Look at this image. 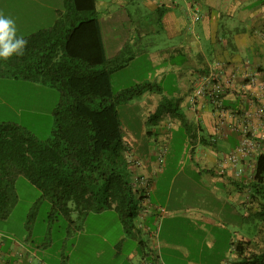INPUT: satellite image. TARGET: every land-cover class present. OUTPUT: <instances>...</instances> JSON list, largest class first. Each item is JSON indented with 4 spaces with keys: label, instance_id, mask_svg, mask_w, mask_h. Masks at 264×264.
<instances>
[{
    "label": "crops",
    "instance_id": "1",
    "mask_svg": "<svg viewBox=\"0 0 264 264\" xmlns=\"http://www.w3.org/2000/svg\"><path fill=\"white\" fill-rule=\"evenodd\" d=\"M46 1L51 3L53 10L48 20L54 21L63 6L62 0ZM33 2L31 0L29 5ZM95 5L100 30L101 23L104 27L101 37L107 58L120 51L122 55V49L130 42L134 54L145 53L146 61L155 64L156 74L152 80L146 81L153 82L158 90L146 91L135 101L157 107L165 90L162 81L169 77L178 102L176 106L166 102V108L163 106L157 110L138 106L133 116L153 118L149 127L144 123L139 124L137 129H125L121 124L128 148H132L138 155L136 157L142 160V168L137 171L151 180L150 196L159 194L164 198V204H160L162 207L156 211L153 208L159 205L151 204L148 209L151 211L140 214L139 218L144 221L147 217V223L142 224L143 229L135 237L129 235L134 244H128L123 250L125 238H119L113 245L114 253L109 256L108 264H166L161 252L163 248L166 256H180L185 260L184 264H201V248L192 257L189 249L188 252L185 250L186 245L167 242L165 237L160 238L159 233L164 220L171 222L177 217L188 223L196 220L198 229H201V223L216 225L218 221H225L228 225L239 224L241 218L248 220L251 213H256L251 205L254 199L247 194L249 190L244 184L253 172L254 159L241 162L244 177L240 179L233 176L229 166L222 173L217 170L222 156L232 149L237 140L235 127L241 124L242 112L251 111L256 104L252 98L255 87L249 88L243 78L255 69L264 77V0H95ZM140 9L144 14H152L154 23L141 20ZM3 11L0 8V12ZM34 12L36 10L28 13ZM193 13L197 16L194 17ZM133 23L130 30L132 26L129 25ZM154 38L164 41L157 42ZM128 57L130 59L131 56ZM117 69L111 70L110 81H113ZM210 71L220 79L229 73L235 76L233 86L222 97L225 109L222 117L217 116V110L207 98H197L192 103L189 101L197 81ZM144 96L145 100L142 99ZM261 102L264 103V100ZM179 115L183 122L179 120ZM172 126L177 130L183 127L187 145L185 156L188 159L181 169L174 172L166 169L168 157H165ZM190 195L194 199L192 205L177 207V199ZM211 200L221 202V206L213 212L214 216L206 207ZM162 213L166 214L157 222ZM9 233L14 238L6 240L0 235V264H71L76 247L82 243L77 238L68 247L63 242L50 250L47 238L40 240L27 235V239H17L13 232ZM27 233L30 234V231L27 230ZM241 238L248 240L250 245L248 235L240 234L238 243ZM138 240L143 241V249L138 246ZM100 254V249H97L94 257L99 258ZM230 255L233 262L241 258L235 246ZM75 264H80V261H75Z\"/></svg>",
    "mask_w": 264,
    "mask_h": 264
},
{
    "label": "trees",
    "instance_id": "2",
    "mask_svg": "<svg viewBox=\"0 0 264 264\" xmlns=\"http://www.w3.org/2000/svg\"><path fill=\"white\" fill-rule=\"evenodd\" d=\"M62 5L50 26L22 36L28 41L23 56L0 59V77L40 83L58 95L46 138L36 137L20 124L0 122V218L9 212L14 180L23 176L39 190V199L47 200L51 210L69 223L72 212L83 216L112 209L123 231L135 237L147 223L140 214L151 211V180L137 171L143 163L123 139L117 105L158 87L144 81L113 89L110 72L126 61L119 60L121 51L105 56L95 0H62ZM251 76L264 83L258 69L243 80ZM178 118L183 122L182 116ZM128 154L139 164L132 165ZM253 159L252 179L244 184L251 199L264 202V141ZM127 165L134 171H127ZM133 175L145 181L144 196ZM137 244L143 249L142 240ZM246 245L248 240L243 238L235 243L241 258L232 264H264V237L258 252L244 256Z\"/></svg>",
    "mask_w": 264,
    "mask_h": 264
},
{
    "label": "rangeland",
    "instance_id": "3",
    "mask_svg": "<svg viewBox=\"0 0 264 264\" xmlns=\"http://www.w3.org/2000/svg\"><path fill=\"white\" fill-rule=\"evenodd\" d=\"M33 1V5L30 6L31 0H0V8L4 10L3 14L15 20L17 34L21 36L39 28L48 27L53 23V21H49L53 12L51 3L46 0ZM99 1L102 0H97V2ZM62 9L63 6L61 7ZM35 10L36 12L34 13H28ZM139 13H142L141 20L154 23L155 17L152 14L148 12L144 14L141 9ZM101 25V30L103 31V23ZM129 26H132L130 30L133 29L134 23ZM154 39L157 42L164 41L160 38ZM126 44L119 59L121 61L126 60V62L118 66L117 73L112 77L113 81H111V86L115 90L146 80H152L151 78L156 74L155 64H150L146 61L145 53L134 54L132 52V44L130 42ZM128 56H131L130 59H128ZM168 78L165 77V81H162L164 84L162 86H164L165 90L157 107L154 108L151 104V107H149L147 103L144 105L143 101L136 102V98L127 103L117 105L120 122L125 129H137L136 127L139 124L144 123H146V127H149V122L153 118H146L143 115L139 118L133 116L140 105H143V109L146 110L152 107L157 110L161 109L162 104L166 102H170L173 106L178 104L175 100L174 85H170ZM142 99L145 100V96ZM57 100V91L53 88L27 80L0 77V122L20 124L38 138H46L50 135L53 124L51 110ZM152 113H155V111H152ZM170 133L171 136L169 137L171 139L168 144L167 156L165 154V157H168V167L166 169H171V172H174L181 169L185 165V161L188 160L185 156L187 145L183 127L177 130L176 127L172 126ZM135 155L137 154L135 153ZM130 169L134 171L133 166L127 165L126 170L129 171ZM13 194L14 198L7 216L0 218V235L2 238L6 237V240L14 238L9 232H13L17 239H27V235L36 236L40 240L47 238L48 247L53 250L63 242L65 247H68L72 241L79 238L82 243H79L78 247H76V253L71 259V264H75V261H80V264H108L109 256L114 253L113 245L119 238H125V242L122 243L123 250L127 249L128 244H134L133 238L123 231L118 215L112 209H104L102 212L89 211L83 216H78L75 212H72L71 219L73 221L69 223L57 210H51L47 200L39 199V190L25 177L18 176L14 180ZM193 200L190 195L186 198L177 199L175 204L177 207L192 205ZM206 200L208 199L206 198ZM150 202L159 205L152 207L153 210H160L164 204V198L159 194L156 196L152 194ZM215 202L211 200V202L206 204L212 216H214L213 212L216 211V208L221 206V202ZM252 204L256 213H251L249 219L245 222L241 218V223H235L234 225H228L225 221H218L216 225L201 223V229H198V221L196 220H191L189 223L178 217L171 222H165L164 220L159 233L160 238L165 237L167 242L170 241L177 246L180 244L182 246L186 245L185 250L188 252L189 249L192 257L196 256V251L201 248L199 255L201 264H232L233 260L230 253L233 252L240 234L245 233L251 238L250 245H246L245 250L242 251L244 256L260 250L261 240L264 237V202L262 200H254L251 202ZM162 214L158 217L157 222L166 213ZM27 230L30 231V234L27 233ZM253 236L255 239H252ZM88 240L91 242L87 243ZM97 249L101 251L99 258L94 257V252ZM161 252L166 264L185 263V260L180 259V256L173 258L170 255L166 256L164 248Z\"/></svg>",
    "mask_w": 264,
    "mask_h": 264
},
{
    "label": "built area",
    "instance_id": "4",
    "mask_svg": "<svg viewBox=\"0 0 264 264\" xmlns=\"http://www.w3.org/2000/svg\"><path fill=\"white\" fill-rule=\"evenodd\" d=\"M196 17L197 14L193 13ZM216 74L212 71L197 81L193 93L189 98L190 103L194 102L197 98H207L212 101L214 108L217 110V116H223L222 96L224 93L233 86L234 74L230 73L223 79L216 78ZM256 78L251 76L249 81H245L249 88L255 87L253 97L260 103H256L251 111H243L240 119L241 124L235 127L238 134L237 140L230 151L224 154L221 158V164L218 172L222 173L229 166L233 171L235 178H242L243 169L241 162L249 158H254L255 154L260 150L264 141V83L258 84ZM223 119H220V122ZM128 161L133 164H139L138 159L133 154H128ZM254 166V165H253ZM253 176L250 174L249 179ZM136 180V177L134 178ZM138 180V183H137ZM135 184L141 189V195L146 194L147 185L144 180L137 179Z\"/></svg>",
    "mask_w": 264,
    "mask_h": 264
},
{
    "label": "clouds",
    "instance_id": "5",
    "mask_svg": "<svg viewBox=\"0 0 264 264\" xmlns=\"http://www.w3.org/2000/svg\"><path fill=\"white\" fill-rule=\"evenodd\" d=\"M28 41L17 36V26L14 19L0 12V59L9 60L13 56H23Z\"/></svg>",
    "mask_w": 264,
    "mask_h": 264
}]
</instances>
